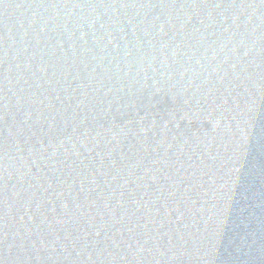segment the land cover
<instances>
[{"label": "water", "instance_id": "obj_1", "mask_svg": "<svg viewBox=\"0 0 264 264\" xmlns=\"http://www.w3.org/2000/svg\"><path fill=\"white\" fill-rule=\"evenodd\" d=\"M0 264H264V0H0Z\"/></svg>", "mask_w": 264, "mask_h": 264}]
</instances>
